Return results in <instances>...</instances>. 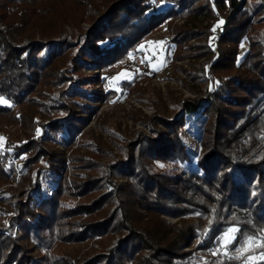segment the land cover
<instances>
[{"label": "trees", "instance_id": "1", "mask_svg": "<svg viewBox=\"0 0 264 264\" xmlns=\"http://www.w3.org/2000/svg\"><path fill=\"white\" fill-rule=\"evenodd\" d=\"M166 21L178 56L195 46L193 95L166 100L144 74L111 85ZM127 91L154 107L133 112L150 132L108 112L106 139L82 130ZM0 98V228L17 230L0 264H245L220 238L233 216L232 244L264 225V0H0ZM40 159L63 166L26 181ZM16 167L18 192L1 186Z\"/></svg>", "mask_w": 264, "mask_h": 264}, {"label": "rangeland", "instance_id": "2", "mask_svg": "<svg viewBox=\"0 0 264 264\" xmlns=\"http://www.w3.org/2000/svg\"><path fill=\"white\" fill-rule=\"evenodd\" d=\"M198 18L201 19L203 18V16L199 14ZM172 21L173 23L179 24L180 22H190L192 20L180 15L173 18ZM81 22L83 23L86 21L83 19ZM66 26V29L70 32L72 30V25L69 23L66 24ZM172 35L173 32L169 27L168 21L162 23L160 27L152 28V30L145 36V38H143V41L139 43L138 48L131 50L126 59H123L121 61L122 66L115 75L113 74L112 81L110 82L111 85H115V87L119 88V81L122 79V77H126L127 75L130 76L134 73L140 77L144 74L146 75V77L142 76V79L139 82H143V84L147 82L151 85H156L161 89V95L163 98H166L169 89L174 91V95H193V91L184 83L182 78H184L186 82L192 83L191 76L187 72L186 68L189 67L190 64H192L191 61L195 59L189 56V53L195 49V46L190 47L182 44L181 51L186 54L184 56H178L179 52L178 50H176V46H174L173 40L170 39ZM195 40L196 37H192L187 41V44H193ZM240 44L241 48L239 53L241 54L243 50L248 47V43L244 39ZM137 57L139 58V61H142V65H136L137 63L135 61V58ZM202 58L203 56L199 57L198 59L201 60ZM100 72L101 74L105 73L103 69H100ZM153 110L154 107L150 106L148 103H145L143 100L138 99L136 92L127 91L117 98H114V100L106 101L103 103L101 102L99 109H97L96 115L93 117V119L87 122L86 125H84L82 130L87 131L88 129L92 128L94 132L102 133L103 138L106 139L107 132L103 129L102 125L99 124V120L101 114L103 115V113L108 112L109 114H111L112 118H117V120H119L118 122L120 124V128L126 130L128 134L130 133L131 135H133L136 130L142 128L150 132L148 126L144 123V121H141L139 118L133 116V112H138V114L142 116L143 113H151ZM0 136L2 140L4 138V134L0 132ZM193 142L198 144V142L195 140H193ZM74 145L75 142L74 144H72V146ZM119 149L120 148L118 147V145L112 146L109 152H103L100 155V159L104 161L112 160L114 157H116V154H118ZM11 161L16 166L18 164L19 158L12 157ZM66 161L69 162V158L67 155ZM40 164H49L57 168L63 166L62 163L53 159H40L38 163H34L33 166H31L26 172V176L28 177L26 181H32L36 178V167ZM20 173H22V171L20 169L18 170V168L16 167L14 169V178L10 181L6 180V182L2 183L1 186L10 184L12 185V189L18 192L17 190L20 188V180L18 176L20 175ZM167 218L171 221L177 219V217L175 216H168ZM236 218V216H233L234 221L231 223L229 222L227 228L223 233H225L229 227H236L238 229L240 228V223L235 220ZM3 220V215L2 213H0V223ZM261 232H264V225L262 227H258L256 230L247 232L243 235L242 240L237 241L233 244L232 241L226 247L224 246V248L226 250L232 251V253L237 254L238 249L242 247H248L249 251L245 252L244 254L245 260L247 261L248 257L250 256L258 257L264 251L259 249L250 251L253 248V245H245L244 242L249 236L259 238ZM16 233V225L12 227L11 231L0 228V260L5 263H8L9 261L5 259L2 251L8 248V241L10 236ZM260 242L262 243L264 241ZM255 243L256 241L253 242V244Z\"/></svg>", "mask_w": 264, "mask_h": 264}, {"label": "snow or ice", "instance_id": "3", "mask_svg": "<svg viewBox=\"0 0 264 264\" xmlns=\"http://www.w3.org/2000/svg\"><path fill=\"white\" fill-rule=\"evenodd\" d=\"M219 24H223V21L221 20ZM215 30V28L213 29ZM123 75V74H122ZM0 102L6 103V101H3L2 98H0ZM211 225V221L209 222V227ZM208 229L205 230V234L207 233ZM239 231L238 228L236 227H229L226 232L224 233L223 237L220 238L222 240L223 245L226 247L228 244H230L235 238V234ZM256 241L255 244L253 242ZM260 241H264V232H261L260 237H247L245 240V245H253V247H259V248H264V243H261ZM249 251L248 247H242L237 250V255L235 256L236 259H240L241 256L244 255L245 252ZM215 254V253H213ZM253 260H264V252H262L258 257L256 256H250L248 257V260L245 261V264H249L250 261Z\"/></svg>", "mask_w": 264, "mask_h": 264}, {"label": "built area", "instance_id": "4", "mask_svg": "<svg viewBox=\"0 0 264 264\" xmlns=\"http://www.w3.org/2000/svg\"><path fill=\"white\" fill-rule=\"evenodd\" d=\"M135 61H136V63H137L136 65H140V64L142 65V61H139V58H138V57L135 58Z\"/></svg>", "mask_w": 264, "mask_h": 264}]
</instances>
